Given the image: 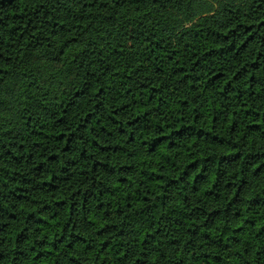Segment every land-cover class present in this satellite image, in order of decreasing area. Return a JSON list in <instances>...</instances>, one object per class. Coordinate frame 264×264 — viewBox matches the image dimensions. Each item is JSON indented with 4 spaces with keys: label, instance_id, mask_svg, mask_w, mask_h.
<instances>
[{
    "label": "trees",
    "instance_id": "obj_1",
    "mask_svg": "<svg viewBox=\"0 0 264 264\" xmlns=\"http://www.w3.org/2000/svg\"><path fill=\"white\" fill-rule=\"evenodd\" d=\"M0 264H264V0H0Z\"/></svg>",
    "mask_w": 264,
    "mask_h": 264
},
{
    "label": "rangeland",
    "instance_id": "obj_2",
    "mask_svg": "<svg viewBox=\"0 0 264 264\" xmlns=\"http://www.w3.org/2000/svg\"><path fill=\"white\" fill-rule=\"evenodd\" d=\"M49 69H52V67L48 66Z\"/></svg>",
    "mask_w": 264,
    "mask_h": 264
}]
</instances>
